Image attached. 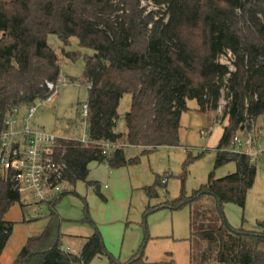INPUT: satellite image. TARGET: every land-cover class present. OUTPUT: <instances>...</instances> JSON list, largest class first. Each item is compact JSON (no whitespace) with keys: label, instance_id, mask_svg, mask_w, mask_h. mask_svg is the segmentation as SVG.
Segmentation results:
<instances>
[{"label":"trees","instance_id":"1","mask_svg":"<svg viewBox=\"0 0 264 264\" xmlns=\"http://www.w3.org/2000/svg\"><path fill=\"white\" fill-rule=\"evenodd\" d=\"M152 2L165 8L157 20L152 13L144 14L141 0H0V134L13 111L46 100L52 94L46 83L62 81L50 35L58 37L69 60L76 61L82 50L92 52L84 54L79 79L88 88L87 132L93 142L122 144L107 157L94 144L60 142L64 180L72 186L84 182L94 187L104 201L99 185L88 179L91 163L112 170L129 168L160 147H178L188 101L195 100L199 110L207 112L218 111L225 100L226 126L215 168L234 162L236 172L220 179L211 173L208 183L189 196L185 177L199 157L188 154L180 195L169 205L179 210L208 196L217 201V226H199L191 217L190 240L201 244L199 259L192 258L191 264H264V232L236 229L223 212L226 204L244 209L257 175V166L247 156L229 150L238 130L251 129L264 116V0ZM72 38L78 40V51H66ZM228 54L234 58V70L220 62ZM126 95L131 96V106L124 117L125 132L119 133V109ZM131 147L143 153L129 158ZM163 180L157 176L152 186L144 188L149 198L158 196ZM62 196L50 204L44 232L27 241L13 264H90L109 256L90 218L85 222L94 234L81 254L64 249V220L56 211ZM17 203L20 195L13 183L0 178V258L13 230L5 217ZM261 226L264 229V223ZM135 257L126 264H145L142 250Z\"/></svg>","mask_w":264,"mask_h":264},{"label":"rangeland","instance_id":"2","mask_svg":"<svg viewBox=\"0 0 264 264\" xmlns=\"http://www.w3.org/2000/svg\"><path fill=\"white\" fill-rule=\"evenodd\" d=\"M141 9L145 15L154 14L155 20L162 17L165 11L164 7L156 6L152 0H141ZM243 28L247 31L245 26ZM48 42L59 55L62 81L56 84L58 92L53 102L39 109L34 119L35 125L62 135L82 136L88 132L79 113L87 102L88 88L79 79L84 70V54L90 55L92 52L82 50L76 61H72L62 54L63 46L57 36L50 35ZM78 50V40L72 38L66 51ZM233 60L231 54L220 58V62L231 70H234ZM124 97L119 109L121 119L118 131L125 127L124 117L130 111L127 99H131V96ZM225 104L226 101L222 100L218 111L201 112L195 100L188 101L189 110L181 117L180 146L160 147L143 155L138 165L124 170L129 173L128 186L120 182V192L114 202L108 203L107 198L106 201L102 200L96 189L84 182H78L75 187L65 185L68 191L56 205L57 213L64 220L61 225V233L65 235L64 249L70 247V252L81 254L83 243L94 234V228L85 222L86 218H90L102 234L109 254L95 258L90 264H126L138 259L135 256L141 250L145 264H171L172 261L174 264H191L192 258L197 261L201 244L197 240H190L191 217H196L194 220L199 226H217V201L208 196L192 207L179 210H173L169 204L180 195L183 164L188 154L199 157L191 164L185 177L184 189L189 196L208 183L211 173L214 172L215 177L220 179L236 172L234 162L215 168L218 145L226 126V121H222ZM26 110L23 106L16 111L23 114ZM257 124H264V116ZM142 153L141 148L127 150L131 158ZM91 171V182L99 185L103 196L109 195V189H104L107 183L110 185L106 172L98 168L97 162L91 166ZM157 176L163 177V184L157 191L158 196L149 198L143 187L152 186ZM49 214V208L43 211L27 210L20 203L11 208L5 220L12 224L13 230L0 264L14 263L27 241L44 232Z\"/></svg>","mask_w":264,"mask_h":264},{"label":"built area","instance_id":"3","mask_svg":"<svg viewBox=\"0 0 264 264\" xmlns=\"http://www.w3.org/2000/svg\"><path fill=\"white\" fill-rule=\"evenodd\" d=\"M46 86L52 94L44 101H35L23 114L13 111L0 134V178L13 183L22 208L27 210L43 211L68 191L65 185L69 183L63 178L65 165L59 158L61 141L97 145L107 157L122 148L115 142H93L88 133L62 135L37 127L34 122L36 114L42 106L52 103L58 92L56 84L47 82ZM79 114L87 129L89 108L86 103ZM229 152L247 156L254 165L264 153L256 147L255 132L247 127L238 130Z\"/></svg>","mask_w":264,"mask_h":264},{"label":"crops","instance_id":"4","mask_svg":"<svg viewBox=\"0 0 264 264\" xmlns=\"http://www.w3.org/2000/svg\"><path fill=\"white\" fill-rule=\"evenodd\" d=\"M125 98V97H124ZM123 98V100H124ZM122 100V101H123ZM127 107L131 106V99H127ZM121 101V102H122ZM118 127V126H117ZM252 130L256 134V147L257 149H260L264 151V124H254L252 125ZM119 133L125 132V127L118 131ZM59 133V132H57ZM67 135V134H65ZM73 136V135H71ZM76 136H78L76 134ZM133 149H140L138 147H131ZM127 150H130L128 148ZM128 156V155H127ZM130 158V157H129ZM264 153L259 156L258 164L260 165V168H258L257 164V175L255 179V183L253 187L248 191L247 193V199L244 209L234 205V204H226L224 206V216L225 219L228 221V223L236 228V229H245V230H252L259 233H263L264 229L261 226L262 223H264ZM96 162H93L89 165V181H91L90 176L92 174L91 166ZM98 164V168H103L104 172H106V176L108 181L110 182V185L108 183L104 186L105 190L109 189V195L105 196L107 198L108 203H112L116 200V195L120 191V182L126 183L128 186L129 182V173H127V168H121L118 170H112L110 169L106 164ZM96 179V178H95ZM94 181V180H93ZM97 181V179H96ZM76 186V185H75ZM73 186V187H75ZM112 186V188H111ZM147 187V186H145ZM143 187V191L145 192ZM146 193V192H145ZM85 243H83L84 246ZM82 246V248H83ZM66 251H70V247H66Z\"/></svg>","mask_w":264,"mask_h":264}]
</instances>
